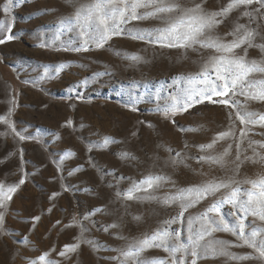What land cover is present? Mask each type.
<instances>
[{
  "label": "rangeland",
  "instance_id": "obj_1",
  "mask_svg": "<svg viewBox=\"0 0 264 264\" xmlns=\"http://www.w3.org/2000/svg\"><path fill=\"white\" fill-rule=\"evenodd\" d=\"M94 2L0 0V38L14 36L0 44V117L26 137L20 140L9 123L0 121V184L6 189L21 179L25 181L5 208H0L4 213L0 264H121L123 251L157 231L170 232L169 245H187L189 236L198 239L206 227L202 214L234 188L260 191L252 189L250 181L264 178V122L241 124L235 113L255 112L257 120L264 115V100L251 98L264 92V72L249 73L244 87L237 88L238 93L247 95L233 97L230 92L223 97L238 100L237 108L205 100L165 117L156 111L157 105L170 103V97L181 89L204 87L184 80L174 83V78L201 72L210 57L221 53L198 44L192 48L161 47L127 34L112 37L102 48L90 44L88 51H76L83 43L79 29L67 31L61 20L74 17L82 5ZM178 2L185 8L200 3L212 12L226 8L230 0ZM151 10L140 8L137 12ZM245 11L254 12L256 19L244 16ZM165 15L175 20L179 13ZM218 19L223 22L201 39L219 37L231 42L235 37L228 33L243 24L259 32L253 45L264 44V7L259 3L233 9ZM164 26L160 19L148 18L130 21L124 27L150 30ZM133 53L144 60L132 61L128 57ZM235 55L264 68L260 47L243 45ZM61 64L65 67L57 72ZM133 82L138 84L133 87ZM157 90L160 98L155 95ZM219 99L222 97H213ZM230 128L234 135L211 148L200 147L212 144L217 133ZM106 137L112 142L104 144ZM225 149L228 155L221 163L199 159L217 158ZM124 153L130 155L125 157ZM238 154L243 163L236 160ZM149 176L169 179L147 191L134 192L133 198L127 199L128 189ZM220 181L229 187L185 207L195 195L181 190ZM169 197L175 199L165 203ZM241 198L247 200L246 195ZM230 211L234 209L226 205L222 214ZM209 216L220 218L216 213ZM224 218L228 222L236 219ZM244 224L246 235L264 229V219L259 215L248 214ZM256 239H264V232ZM77 243L76 251L59 255L65 245ZM199 245L200 258L190 255V246L175 255L163 247H150L126 264L155 258L179 264L181 257L184 264H191L193 259L196 264H264V258L235 259L218 254L226 249L235 256L258 257V252L231 232L213 231L199 239Z\"/></svg>",
  "mask_w": 264,
  "mask_h": 264
},
{
  "label": "snow or ice",
  "instance_id": "obj_2",
  "mask_svg": "<svg viewBox=\"0 0 264 264\" xmlns=\"http://www.w3.org/2000/svg\"><path fill=\"white\" fill-rule=\"evenodd\" d=\"M254 2L259 3L261 7H264V0H230L226 8L220 11H206L202 4H194L193 7L185 8L178 0H95L94 3L82 5L74 17L61 20V25L66 26L65 30L73 31L79 29V38L83 40L81 47L75 48L76 51H88L90 44H95L97 48H102L112 37L122 36L127 34L134 40L146 41L151 44H159L161 47H180V48H192L194 45H200L203 48L214 49L221 55L210 57L209 61L204 65L201 72L195 75L189 76H178L174 78V83H179L181 80L187 81L189 84L200 83L204 87L192 88V89H181L178 93L170 97L171 102L166 103L163 107L157 105L156 111L162 112L165 117L169 114L175 116L178 112L187 111L194 104L203 103L205 100L212 103H219L232 108H237L240 104L238 100L223 99L227 97L231 92L232 96L235 97L237 94L247 95L244 91L237 92V88L244 87V80L249 73L253 71L264 72V68L260 67L255 61L248 63L245 61L243 56H236L235 50L241 48L243 45L247 47H260L264 51V44L253 45L252 40L259 32L256 30H248L245 25L237 24L234 31L228 33L233 35L235 38L231 42H223L219 37L212 39L205 37L206 31L212 30L220 23L222 19L218 17H226L233 9L239 8L244 5H251ZM151 11H146L142 14H138L137 10L140 8H149ZM7 11V9H5ZM177 12L178 17L175 20L168 18L165 14ZM255 12H259L256 9ZM244 16L249 17L251 20H255L254 12L245 11ZM148 18L160 19L165 26L155 27L150 30H129L124 26L133 20H144ZM3 30V24L0 23V31ZM14 36L12 34L7 35L5 38H0V44L4 43L5 40H12ZM247 49H245L246 53ZM132 61L140 62L144 60V57L139 56L135 53L129 57ZM65 65L61 64L57 68V72L64 68ZM44 77H42L43 79ZM48 78H52L49 76ZM138 82H133L135 87ZM159 97V90L156 94ZM213 97H222L219 100H213ZM253 99L264 100V92L252 96ZM132 110H136L133 108ZM11 111V110H10ZM10 115V112H9ZM231 118V113L229 114ZM236 118L241 124H255L264 122V115L259 116V119H254L257 113L250 111L237 110ZM0 121L9 123L4 117H0ZM68 123H71L69 121ZM9 127L12 131L19 136L20 140L26 139L25 136L16 132L15 128L9 123ZM242 135L245 133L242 131ZM234 135L232 129L217 133L216 138L212 144L201 145L203 148H211L219 140H224ZM111 141L110 137H106L104 144H108ZM103 147V145H97ZM231 145H229V148ZM239 147V145L237 146ZM169 151H171L169 149ZM125 157L129 156V153L123 154ZM180 154L177 153V156ZM228 155V149L217 158H206L201 156L200 160L212 159L215 163H221L224 157ZM135 159V157H133ZM246 160H251V157H245ZM236 160L240 163V155L236 156ZM175 159L173 163L175 164ZM239 170V164H237V171ZM167 176H149L138 184H134L133 187L128 189L126 193L127 199L133 198V193L138 192L141 189L147 191L148 188H152L154 185H158L159 182L168 180ZM25 183L24 179L19 181V184ZM252 189L259 188L260 191L245 190L241 188H234L227 196L218 199L213 203L205 213L202 214V219L206 222V227L202 228V231L198 234V239H193L192 236L188 237V244L180 245H169L168 241L170 238V232L165 229L163 231H157L150 237L135 243L126 251L122 252L124 260L121 264H126L130 258L138 257L145 248L150 247H163L165 251L171 252L175 255L182 250L187 251L189 246L191 247L190 255L194 258H200L197 248L200 247L199 239H203L204 235H208L213 231H224L231 232L233 235H237L239 239L243 241L248 247L253 248L258 252V257L251 255L235 256L233 253L227 252L226 249H221L218 254L228 255L235 259H252V258H264V239L259 242L256 237L258 233L264 232V229H254L246 235L244 218L248 214L259 215L261 219H264V178L257 181H250ZM17 185L8 186L6 189L4 185L0 184V208H5L6 202L12 199V194L17 191L19 187ZM147 188H144V186ZM229 187L228 183L223 181L217 183H208L203 186L191 187L188 189L181 190L189 195L194 194L195 199L185 207H190L194 203H198L199 200L203 199L207 195L214 194L222 188ZM53 195H56L55 193ZM242 195L247 196V200L241 198ZM146 199H152L154 197H145ZM175 199V197L165 198L164 202L168 203L169 200ZM226 205H231L234 211H230L226 214H222V209ZM95 211H101L96 209ZM237 212L241 215L237 216ZM209 213H216L219 219L209 216ZM183 213H181V216ZM234 216L236 219L232 222L226 221L224 216ZM34 220H39V217H33ZM139 219V217H137ZM4 222V213L0 212V225ZM174 222V221H172ZM59 223V221H57ZM110 227H116L111 225ZM106 230V229H105ZM191 231V229H190ZM178 235V234H177ZM92 243L91 241H86ZM216 243L227 245L228 241H217ZM240 246V245H234ZM65 250L61 251L59 255L65 256L69 251H76L79 244L65 245ZM206 252V250H205ZM47 253L41 256V261L45 260ZM35 264V262H33ZM48 264H56L55 261H49ZM138 264H166L163 259L155 258L151 261H139ZM176 264V261H173ZM179 264H184V259L181 257ZM191 264H196V259L191 261Z\"/></svg>",
  "mask_w": 264,
  "mask_h": 264
}]
</instances>
